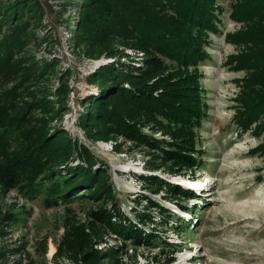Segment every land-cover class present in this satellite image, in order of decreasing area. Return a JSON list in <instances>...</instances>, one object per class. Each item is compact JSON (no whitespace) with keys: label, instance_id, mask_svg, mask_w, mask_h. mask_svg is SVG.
Wrapping results in <instances>:
<instances>
[{"label":"trees","instance_id":"obj_1","mask_svg":"<svg viewBox=\"0 0 264 264\" xmlns=\"http://www.w3.org/2000/svg\"><path fill=\"white\" fill-rule=\"evenodd\" d=\"M228 4L229 20L242 26L224 35L236 50L224 64L232 72L245 73L234 81L239 92L232 121L237 135L259 138L264 136V0H229ZM78 5L76 44L98 43L105 56L114 59L88 75L87 82L96 86L97 93L81 101L78 127L92 142L121 139L145 149L151 157L145 168L151 172L177 176L189 171L193 176L204 164L198 130L208 111L197 69L210 59V35L221 34L223 8L215 0H81ZM36 10L34 0H0V33L5 27L0 38L1 191L22 188L44 193L47 207L78 197L80 188H85L83 196L101 201L100 208L89 212L87 224L66 228L67 248L77 264H123L128 245L175 248L161 232L179 224L177 214L139 193L132 210L135 220L127 217L115 199L107 171L96 167L89 148L53 125L64 112L66 85L54 93L55 100L46 94L40 99L43 115L36 123L28 125L12 113L14 94L2 85L14 53L25 44L31 25L25 16L38 23ZM84 34L87 40L81 43ZM92 43L87 52L96 57L99 49ZM127 49L140 56L131 57ZM31 67L39 76L53 69L46 62ZM248 152L264 157V140ZM68 161L77 164L68 166ZM138 177L145 191L163 193L164 200L188 211L186 201L195 197L193 191L153 174ZM103 234L120 245L97 249Z\"/></svg>","mask_w":264,"mask_h":264},{"label":"rangeland","instance_id":"obj_2","mask_svg":"<svg viewBox=\"0 0 264 264\" xmlns=\"http://www.w3.org/2000/svg\"><path fill=\"white\" fill-rule=\"evenodd\" d=\"M34 1L38 23L33 24L31 16H25L31 24L26 41L14 53L2 85L14 94L12 113L25 118L28 125L36 123L43 115L40 99L46 94L48 99L55 100L54 93L62 84L66 85L64 112L53 125L89 148L96 167L107 171L115 199L125 215L135 220L134 200L139 193H144L180 219L177 226L171 224L161 232L175 248L135 249L128 245L122 263L166 264L172 258L170 264H264V157L251 156L248 152L264 136L255 138L249 133L239 136L232 121L234 99L239 92L234 81L245 73L232 72L224 64L228 55L236 53L235 47L225 42L224 35L242 26L229 20V0H215L223 8L219 14L221 34L210 35L207 48L210 59L197 69L208 111L198 130V148L203 151L204 164L193 176L189 171L177 176L163 170L151 172L145 168L151 160L145 149L121 139L92 142L85 137L78 127L81 101L97 93L96 86L89 84L87 77L114 59L105 56L100 44L82 43L87 40L85 34L82 44H76L81 0ZM3 31L5 27L0 38ZM88 43L99 49L96 57L88 55ZM125 51L131 57L140 56L132 50ZM35 62L51 63L53 69L39 76L31 67ZM75 164L76 161H68L67 165ZM150 174L184 189L188 187L180 184V180L193 182L197 190L205 185L207 190L204 194L189 188L195 197L186 201L188 211H185L171 200H164L163 193L152 195L144 190L138 175ZM1 189L0 264H77L67 248L66 228L75 223L87 224L89 212L100 208L101 201L83 196L85 188H80L78 197L47 207L44 193H29L22 188L6 192ZM182 201L180 204L184 205ZM153 215L157 216L156 212ZM106 244L119 246L120 241L103 234L95 245L97 249H104Z\"/></svg>","mask_w":264,"mask_h":264},{"label":"bare ground","instance_id":"obj_3","mask_svg":"<svg viewBox=\"0 0 264 264\" xmlns=\"http://www.w3.org/2000/svg\"><path fill=\"white\" fill-rule=\"evenodd\" d=\"M179 182V181H178ZM180 184H182V185H184V186H187L188 187V189L190 188V189H193V190H195V191H197V192H201V193H206V190H207V188L205 187V185H204V187L202 188V189H200V190H197L196 189V187H198L197 185H195L194 183H189V182H187L186 180H180V182H179ZM199 194V193H198Z\"/></svg>","mask_w":264,"mask_h":264}]
</instances>
